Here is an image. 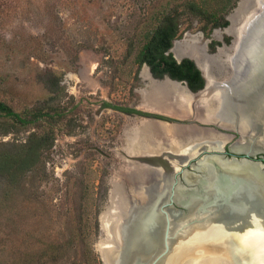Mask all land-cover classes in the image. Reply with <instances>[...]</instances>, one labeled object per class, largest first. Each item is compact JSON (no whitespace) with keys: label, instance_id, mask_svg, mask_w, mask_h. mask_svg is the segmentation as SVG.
<instances>
[{"label":"rangeland","instance_id":"obj_1","mask_svg":"<svg viewBox=\"0 0 264 264\" xmlns=\"http://www.w3.org/2000/svg\"><path fill=\"white\" fill-rule=\"evenodd\" d=\"M171 1L0 0V99L17 110L53 107L69 113L67 126L57 131L40 164L14 185L0 176L3 264H12L16 253L37 238L79 233L81 220L93 248L88 264H98L94 254L105 264L112 241L102 223L113 225L125 199L149 201L173 183L163 168L130 160L124 153L183 155L203 143L217 148L239 138L240 133L208 121L213 119L243 134L246 143L238 147L257 148L264 142L257 136L250 139L254 131L237 119H222L216 106L225 91L215 81L230 74L229 57L257 0H238L226 15L229 25L208 36L199 18L182 11L181 35L172 52L178 59L197 60L211 80L202 99L189 103L192 97H181L175 89L184 88L182 84L155 79L146 65L136 63L156 12ZM215 41L222 44L214 50ZM257 75L241 81L245 91ZM103 101L163 115L174 123L127 115L104 107ZM29 133L12 128L0 134V141L24 142Z\"/></svg>","mask_w":264,"mask_h":264},{"label":"water","instance_id":"obj_2","mask_svg":"<svg viewBox=\"0 0 264 264\" xmlns=\"http://www.w3.org/2000/svg\"><path fill=\"white\" fill-rule=\"evenodd\" d=\"M236 46H234L235 49L229 57L230 74L223 79H217L215 82L217 87H220L233 98H237L239 94L235 96V87L243 91V82L241 81L247 79L251 74H258L255 81H253L254 83L252 82L248 85L247 88L249 89L245 93V98L239 97L237 103L240 105L247 103L246 111L251 115L250 117L255 128L254 134L258 136L257 138L261 139V137L264 138V82H261L262 80L264 81V0H257L255 8L248 15L247 20L242 26L241 35L237 40ZM181 59H178V61ZM202 75L204 76L203 73ZM165 78L180 83L186 88V93L192 97L191 101L187 99L186 103L202 99L201 96L206 92L208 87V81L205 76V86L198 91L191 90L185 81L175 80L169 76H165L163 79ZM239 112H242L241 108ZM124 113L134 116L140 115L138 113ZM140 116L165 123H174L166 118L146 115ZM236 119L240 121L242 117L238 115ZM208 121L214 123L215 126L231 129L240 133V138L243 140V134L238 129L225 127L215 119ZM247 137L249 138V136ZM245 143H239L237 146H234L235 152L244 153L239 150L238 146ZM222 148V146L221 148L208 147L203 143L197 149H193L189 154L168 153V156L171 158H182L184 160L183 167L176 166V169L173 168V164L166 158L165 154L147 153L129 155L124 153L130 160L163 168L167 175H169V178L172 176L173 183L172 185L167 184L166 189H163V195H160L156 200L154 198L148 201L144 197L141 199L137 196H132L129 200L125 199L122 202V213L117 217L111 227L110 235L114 242L111 243V249L105 251V264H161L170 255H179V260H182L190 259L193 254H197L198 252L197 255L205 254L216 256L226 259L231 264H251L250 260L253 257L255 258L256 254L250 251L247 242L250 236H245V232L250 228L264 230V223H259V225H255L254 223L250 224L248 223L249 218L247 219L246 215L242 213L237 216L232 214L231 217L230 215H224L225 212L223 210H226L227 206L231 204L232 197H234V188L236 185L241 184L249 172L239 171L236 172V175L233 174L232 176L227 169H223L219 162L215 160L218 157H223L221 155ZM193 151L196 152L193 154ZM214 151L220 154L212 153ZM260 151L264 152V142H261L255 151H247L246 155H255ZM202 154L203 156H201ZM235 160L239 161L238 158H235ZM206 161L215 166V171L222 186H226L228 182H234L229 188L231 190L225 191L226 193L220 192L221 194L217 198L204 197L202 191L197 188L200 182L197 178H202L203 172L200 166L206 164ZM188 165L191 166V170L188 169ZM179 174L183 175L181 179L178 176ZM169 181L171 182V180ZM178 183L182 185L177 186L179 185ZM176 188H179L182 194L178 199H175ZM142 191L145 196L146 192L143 189ZM186 196L191 198L186 199ZM197 201L200 202L195 207L194 204ZM239 207H244V205H240ZM193 208H195L194 210L197 215L207 214L206 217L209 219H205L206 221H192L193 213L191 212ZM156 215L161 216L160 223H158V220L154 221L153 217ZM144 223L148 224L147 227ZM219 224L222 227L218 226ZM217 228L223 229V231ZM213 229H215L217 234L215 236H211L212 233H209ZM178 230H186L185 235H188V237L184 238L185 235L182 237L181 232H177ZM155 232L158 235V243L156 245L161 244L162 247L160 251H155V247L152 251H148L149 248H153L149 241L145 243L147 245L145 247L146 249L137 247V243L142 241L144 234L151 237L150 234ZM182 240L185 241L186 245L181 243ZM262 242V246H264V239ZM198 258L196 256L195 259Z\"/></svg>","mask_w":264,"mask_h":264},{"label":"trees","instance_id":"obj_3","mask_svg":"<svg viewBox=\"0 0 264 264\" xmlns=\"http://www.w3.org/2000/svg\"><path fill=\"white\" fill-rule=\"evenodd\" d=\"M237 1L173 0L162 4L155 14V23L144 36L136 63L139 67L147 65L155 78L169 76L185 81L193 91L202 89L206 80L195 60L184 57L178 61L171 50L175 40L181 35L180 16L182 11L192 13L200 19L201 30L208 36L212 30L229 25L226 15ZM221 44V41H215L211 48L215 50ZM102 105L124 112L171 120L163 115H154L129 106H117L108 101H103ZM68 116L69 113L64 108L37 107L17 110L7 101L0 99V134L6 135L12 132V128L30 131L24 142L0 141V176L14 185L28 171L40 164L45 152L53 145L57 131L67 126L65 121ZM101 192L106 196L107 187L102 186ZM86 230L81 220L78 225L79 233L71 232L67 238H37L38 242L28 246L25 251L16 253L12 264H88L93 248L92 244L88 246L89 237ZM98 232L99 222L96 219L95 233ZM94 256L96 263L103 264L97 254ZM0 264H3V261H0Z\"/></svg>","mask_w":264,"mask_h":264},{"label":"bare ground","instance_id":"obj_4","mask_svg":"<svg viewBox=\"0 0 264 264\" xmlns=\"http://www.w3.org/2000/svg\"><path fill=\"white\" fill-rule=\"evenodd\" d=\"M173 50H174V47L172 48V51ZM195 62L198 65V67L201 69V71L204 74V76L207 78L208 83H210L211 80L209 79L208 73L205 70V68L197 60ZM145 68H146V72H147L148 68L147 67H145ZM148 75H149V71H148ZM165 79H168V78H165ZM169 81H172V80L169 79ZM172 82L173 83H177L175 81H172ZM173 83H171V84H173ZM174 85H176V84H174ZM184 88H182L180 85H176L175 89L179 92L181 97L183 96L185 98H190L189 95L186 93V90H185L186 88L185 89ZM242 89H243V91H240L238 88H235V92H234L235 96L239 94L237 98L236 97L233 98L230 94H227V92L222 93V95H220V97H219L218 105H216L217 103L215 105L219 108L218 114L220 115V117H222V119H224V120L228 119V121L230 122L231 120H235L236 117L239 115V116L242 117V120L239 121L241 126L242 125L246 126V128L249 127L255 132V128L253 126L252 119L250 117L251 115L246 111V107H247L246 104L247 103H245L243 105H240V104L237 103L238 98L239 97H244L245 93L248 92V91H245L246 88H245V90H244V88H242ZM240 108L242 109V112L238 113ZM242 128L244 129V127H242ZM252 130H251V132H252ZM248 135L250 136V134H248ZM254 136H255V134L253 133L252 134V138H250V139H253ZM262 139L264 141V138H262ZM209 143L211 144V142H209ZM209 143H204V144H206L208 147H210V145H208ZM251 144H252V142H251ZM217 148H221V147L219 146ZM255 148L256 147L250 145L249 147H246V148L245 147H239V150L253 152V151H255L257 149V148L255 149ZM202 163H204V162H202ZM219 164L223 167V169H227L230 172V175H232V176H233V174L236 175V172H239V171H248L249 172L248 174H246L245 179L242 180L241 184L236 185V187H235L236 189L234 188V190H235L234 197H232L231 204H229L227 206L226 210L225 211L223 210V212H225L224 215L225 216L230 215V217H231L232 214L234 216H237L240 213H242L243 215L244 214L246 215L247 219L249 218V220H248L249 222L248 223H250V224L251 223H256V222L259 224L260 221H262V223H264V174H263V172L262 171H260L262 173L258 172V175L261 176V177H259L260 180L256 179L257 180V183H256V180L253 177L254 174L256 173V171H255V169L250 167L248 165V163H245V161H236V160H230V159L229 160H222V159H220L219 160ZM201 166H203V167L206 166L208 168V170L210 171V172L205 173L204 168L201 167V169H203L202 176H201L202 178H197V180L200 181L199 185H197V188H198V190L202 191V194H203L204 197L217 198L218 195L221 194L220 192L226 193L228 190H231L229 188H230V186L232 184H234V182H228L226 184V186H222V183H220L219 177L217 176V172L215 171V166L212 163L206 161V164H203ZM258 175H256V176H258ZM259 181L262 182V188L260 186ZM170 185H172V184H170ZM180 185H182V184L180 183L177 186H180ZM177 190H179V188L175 189V199H178ZM234 190H232V191H234ZM160 195L162 196L163 193H161V194L159 193V195H156V196L153 195L152 198H154V197L159 198ZM199 202L200 201H197L195 204L193 203L194 206L197 207ZM240 205L241 206L244 205V207H239ZM194 209L195 208H193V211L191 212V213H193L191 220L192 221H200V220L206 221L205 219L208 218V217H206L207 214L197 215L195 213ZM117 213H119L117 215V217H118V216L121 215L122 212L120 211V212H117ZM153 218H154V221L158 220V223H160L161 216L156 215ZM112 222H115V221H112ZM144 224L147 227L148 224L147 223H144ZM102 225H103L104 230L109 233L108 234V237H109L108 239H110L112 242H114V240L111 239V235H110L111 234L110 233L111 232V227L113 225L111 226V223L108 220L104 221V223H102ZM218 226L222 227V225H220V224ZM217 229L223 231V229H220V228H217ZM174 232H176V231H174ZM177 232L178 233L181 232L182 237L186 234V230L185 231L184 230H178ZM209 233H212L211 236L217 235L215 229H213ZM150 235H151V237H149L146 234H144L143 238H142V241H139L137 243V247L144 249L147 246V245H145V243H147L149 241V242H151V245L153 246V248H149L148 251H152L154 249V247L156 249L155 251H157V252L160 251L162 249L161 244L156 245V243H158L157 232H155L153 234H150ZM185 237H188V235H185L184 238ZM263 239H264V235H257L255 237L251 236L248 239V241H247L248 244H249V247H250V251H252L253 254H256V256H255L256 259L253 257L250 260L251 264H264V246H262L263 245V242H262ZM111 243L109 244V249H111V247H112ZM181 243L184 245L185 241L182 240ZM174 247H175V245H174ZM200 253H203V252H200ZM197 254H193L190 259L188 258V259H182V260H179L180 259L179 255L178 256L177 255L175 256V254L174 255H170L161 264H231L230 262H228L226 259H223V258H218L216 256L205 255V254H199V255H197ZM196 256L199 257V258L195 259Z\"/></svg>","mask_w":264,"mask_h":264},{"label":"flooded vegetation","instance_id":"obj_5","mask_svg":"<svg viewBox=\"0 0 264 264\" xmlns=\"http://www.w3.org/2000/svg\"><path fill=\"white\" fill-rule=\"evenodd\" d=\"M239 143H245L243 140H241L240 136L236 140H232L231 138H229L226 142H224L223 145H222V147H223L222 149L223 150L221 151L222 152L221 155L223 157L216 158L215 159L216 162H219L220 159H222V160H229V159L230 160H235V158H238L239 161H245L246 163H248V165L250 167L255 169L256 173L254 174L253 177L255 178V180L256 179L260 180L259 177H261V176L258 175V172L259 173L263 172V174H264V152L260 151V152H257L255 155H249V156L246 155L247 151H242L244 153H239V152L236 153L235 150H234V146H237ZM208 153H211V152H208ZM212 153H218V152L214 151ZM219 154L220 153H218L217 155H219ZM165 156L173 164V168L174 169H176V166H179L181 164H182L181 167H183V164H184L183 161L184 160L182 158H178V159L171 158V157H169L166 154H165ZM201 156H203V154ZM235 156H237V157H235ZM188 169H190V170L192 169L190 165H188ZM260 171H262V172H260ZM256 175H258V176H256ZM257 180H256V183H257ZM259 183H260V186L262 188V182L259 181ZM254 224L255 225H259L257 222L254 223ZM260 224H262V221H260ZM257 235H264V230H262V229H251L250 228V229L246 230V232H245V236H250V237L252 236L253 237V236H257Z\"/></svg>","mask_w":264,"mask_h":264}]
</instances>
